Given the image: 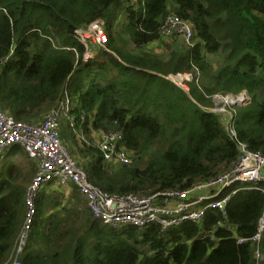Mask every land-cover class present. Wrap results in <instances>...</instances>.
<instances>
[{"label": "trees", "instance_id": "16d2710c", "mask_svg": "<svg viewBox=\"0 0 264 264\" xmlns=\"http://www.w3.org/2000/svg\"><path fill=\"white\" fill-rule=\"evenodd\" d=\"M170 14L191 22V44L171 36L167 52L152 51ZM98 18L107 20L106 47L117 57L102 50L84 61L74 29ZM218 52L216 70L209 58ZM177 72L194 73L198 86L186 92L159 75ZM64 91L75 123L62 118L59 133L106 194L146 197L212 179L239 154L205 109L214 95L247 93L248 103L233 107L232 127L264 154V0H0V109L38 122ZM98 130L120 131L131 162L105 161L91 137ZM36 168L16 145L0 159V264L13 258ZM255 185L233 194L224 212L209 209L167 229L113 227L93 217L74 185L42 189L21 264H264V231L258 262L251 241L264 210V182Z\"/></svg>", "mask_w": 264, "mask_h": 264}, {"label": "built area", "instance_id": "2783aa9c", "mask_svg": "<svg viewBox=\"0 0 264 264\" xmlns=\"http://www.w3.org/2000/svg\"><path fill=\"white\" fill-rule=\"evenodd\" d=\"M106 25L107 20L98 18L85 27L74 29L76 39L85 49L84 61L100 58L102 50L117 57L106 47ZM160 33L164 38L181 37L186 44H191L193 38L191 22L175 14L166 17ZM159 75L186 92L189 90L188 83L199 80L194 73L188 72ZM216 98L223 104L220 107L210 106L205 109L211 113L224 115L225 128L235 141L239 153L231 169L184 190L159 191L146 197L135 194L108 195L88 180L83 166L69 152L59 133L60 120L63 117L68 120L70 126L75 123L74 117L69 115L71 102L66 91L58 104L38 122L17 121L0 109V159L6 149L16 145L21 147L37 165L26 190V218L10 264H21V255L35 214L34 201L42 189L72 184L85 200L93 217L102 223L113 227L134 225L139 228L157 225L162 229L179 225L184 221H198L209 209L224 212L227 201L238 190L256 189L255 184L264 182V154L250 150L246 144L240 142L232 127L235 115L233 105H245L249 97L246 92H242L239 95H214L212 100ZM94 136L95 144L105 161L115 165L131 162V153L124 146L120 131L98 130L94 132ZM262 192L264 193V190ZM263 231L264 210L258 220L256 234L251 240L254 243L256 262L262 258L259 243Z\"/></svg>", "mask_w": 264, "mask_h": 264}, {"label": "rangeland", "instance_id": "374dc122", "mask_svg": "<svg viewBox=\"0 0 264 264\" xmlns=\"http://www.w3.org/2000/svg\"><path fill=\"white\" fill-rule=\"evenodd\" d=\"M176 39L178 42V45H181V46H184L183 45V40L181 39V37H177L176 36ZM185 43V42H184ZM172 46V43H171V37L170 38H161L157 43L155 44H152L150 46V48L152 49V51H155V52H167V48L168 47H171ZM212 63H213V66L214 68L217 70L219 69L222 64H223V54L218 52L217 54L215 55H211L210 58H209ZM194 83V84H193ZM193 83H188V85L190 87H194V86H198V83L196 82H193ZM213 101V106H217V107H220L223 103L222 101H218V99L216 98L215 100H212ZM218 117L220 118L221 122L223 125H225V121L223 120L224 119V115H222L221 113H218L217 114ZM64 118V117H63ZM62 120V119H61ZM60 120V122H61ZM64 124V123H63ZM61 137V135H60ZM91 137L94 138V142H95V136H94V133L91 134ZM61 140L63 141L64 145L69 148L67 145L68 144H65L66 142H64L65 140L61 137ZM96 143V142H95ZM12 154H18L20 155V151L19 150H13L12 151ZM72 154V153H71ZM11 159L12 160H17V162L19 163V161H23L22 157L21 156H11ZM19 160V161H18ZM262 259V258H261Z\"/></svg>", "mask_w": 264, "mask_h": 264}, {"label": "water", "instance_id": "95a60500", "mask_svg": "<svg viewBox=\"0 0 264 264\" xmlns=\"http://www.w3.org/2000/svg\"><path fill=\"white\" fill-rule=\"evenodd\" d=\"M236 106H238V105L237 104L233 105V107H236Z\"/></svg>", "mask_w": 264, "mask_h": 264}, {"label": "bare ground", "instance_id": "6f19581e", "mask_svg": "<svg viewBox=\"0 0 264 264\" xmlns=\"http://www.w3.org/2000/svg\"><path fill=\"white\" fill-rule=\"evenodd\" d=\"M212 206H213V203H212Z\"/></svg>", "mask_w": 264, "mask_h": 264}]
</instances>
